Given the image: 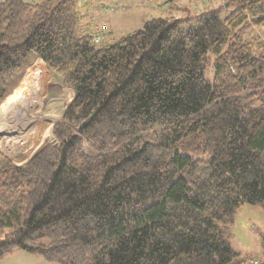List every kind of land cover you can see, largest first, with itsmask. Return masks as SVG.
Segmentation results:
<instances>
[{
  "label": "trees",
  "instance_id": "obj_1",
  "mask_svg": "<svg viewBox=\"0 0 264 264\" xmlns=\"http://www.w3.org/2000/svg\"><path fill=\"white\" fill-rule=\"evenodd\" d=\"M79 17L74 0L0 3V104L29 54L74 93L54 144L22 165L0 152V259L240 264L236 213L264 209V0H225L186 31L152 19L102 48Z\"/></svg>",
  "mask_w": 264,
  "mask_h": 264
},
{
  "label": "rangeland",
  "instance_id": "obj_2",
  "mask_svg": "<svg viewBox=\"0 0 264 264\" xmlns=\"http://www.w3.org/2000/svg\"><path fill=\"white\" fill-rule=\"evenodd\" d=\"M3 1L0 0V3ZM23 1L39 3L45 0ZM74 2L80 15L76 33H93L95 37L101 39L97 48H102L142 30L145 23L152 19H164L170 23L178 22L180 28L186 31L197 24L201 14L209 9L217 10L225 0H206L205 2L203 0H74ZM257 34L264 38V27ZM33 57L36 56L29 54L23 67L27 66ZM31 67L34 68L24 71V78L22 77V81L7 98L18 88H21L18 93L28 89L35 93L34 103L31 105L34 108L28 107L26 111H20L19 108L10 115L5 124L10 126V134L0 126V152L11 158L16 165L27 162L45 142L55 143L52 129L56 123L61 122L64 110L73 97L72 89L55 72L52 70L48 72L47 69V71H40L36 74L37 66L33 64ZM22 71L23 68L17 70L12 78L11 82H14V85L18 83ZM206 74L209 78L211 77L208 72ZM26 77H31V79L28 78V80ZM30 81L38 82L39 85H30ZM29 94L28 92L25 94L22 105H29L25 103L28 101ZM7 98L0 104V107ZM6 104L0 108V113ZM22 114L31 117L22 122L24 120ZM228 240L238 254L239 260L259 256L258 261L260 263L264 261V209L262 204H245L238 209ZM0 264L56 263H49L41 257L14 250L11 254L1 258Z\"/></svg>",
  "mask_w": 264,
  "mask_h": 264
},
{
  "label": "bare ground",
  "instance_id": "obj_3",
  "mask_svg": "<svg viewBox=\"0 0 264 264\" xmlns=\"http://www.w3.org/2000/svg\"><path fill=\"white\" fill-rule=\"evenodd\" d=\"M29 94L28 96V101L25 102L29 105H22L23 104V99H24V96L25 94ZM34 98H35V93L34 92H30L28 89H25L23 90L22 93H18L17 95H15L11 101L9 102V104L6 106V108L0 113V126L1 128L4 127L3 130H6L7 132L6 133H9L10 134V126H6V122L7 120L9 119L10 115L14 112V111H17L19 108H20V111H26L28 110V107H31V108H34L32 107L31 105L34 103ZM30 100V101H29ZM32 112V110H31ZM23 117H24V120L22 122H24L25 120H27L28 118H30L31 116H27V114H22ZM14 117V116H13ZM21 118V116H20ZM21 122V121H20ZM10 125V124H9ZM4 132V131H2Z\"/></svg>",
  "mask_w": 264,
  "mask_h": 264
},
{
  "label": "crops",
  "instance_id": "obj_4",
  "mask_svg": "<svg viewBox=\"0 0 264 264\" xmlns=\"http://www.w3.org/2000/svg\"><path fill=\"white\" fill-rule=\"evenodd\" d=\"M203 1L205 2L206 0H203ZM33 64H35L37 66V68L35 70L36 74L40 71H47V69H48V67L45 66L44 63H42L37 57H33L32 61L27 66H25L26 70L28 71V70L34 68V67H31V66H33ZM48 72H49V69H48ZM23 78H24V76H23ZM22 79H21V81H22ZM73 97H74V93H73ZM73 97H72V99H73Z\"/></svg>",
  "mask_w": 264,
  "mask_h": 264
},
{
  "label": "built area",
  "instance_id": "obj_5",
  "mask_svg": "<svg viewBox=\"0 0 264 264\" xmlns=\"http://www.w3.org/2000/svg\"><path fill=\"white\" fill-rule=\"evenodd\" d=\"M96 42H98V39H96ZM258 258V256L250 257L241 261L240 264H259Z\"/></svg>",
  "mask_w": 264,
  "mask_h": 264
},
{
  "label": "water",
  "instance_id": "obj_6",
  "mask_svg": "<svg viewBox=\"0 0 264 264\" xmlns=\"http://www.w3.org/2000/svg\"><path fill=\"white\" fill-rule=\"evenodd\" d=\"M82 131H83V127H80V128H79V132H82Z\"/></svg>",
  "mask_w": 264,
  "mask_h": 264
}]
</instances>
